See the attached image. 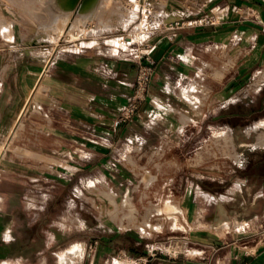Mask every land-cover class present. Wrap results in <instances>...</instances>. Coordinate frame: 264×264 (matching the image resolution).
<instances>
[{"label": "crops", "instance_id": "0c3cea01", "mask_svg": "<svg viewBox=\"0 0 264 264\" xmlns=\"http://www.w3.org/2000/svg\"><path fill=\"white\" fill-rule=\"evenodd\" d=\"M56 3L61 8L55 7ZM69 4L67 0L51 2L57 10L47 9L46 32L30 31L29 46L0 43V264H108L114 252H125L123 256L131 258L144 256L147 264H264V231L245 240L235 233L226 238L217 234L215 230L227 221L218 210L206 221L197 203L204 197L213 207L218 195L190 178L183 191L187 231L173 242L174 256L151 252L137 236L113 237L89 253L91 241L81 235L85 222L79 217L73 230L76 235H69L63 184L69 181L64 166L70 163L72 148L78 164H109L116 160L119 149L135 153L161 143L177 145L172 138L182 129L208 125L214 116L213 102L223 104L230 93L264 72V0L153 3L155 21L208 16L214 24L150 38L148 54L154 74L141 108L143 118L121 125L114 120L127 104L136 78L134 62L118 51L121 47L114 45L117 38L109 39L122 30L92 29L75 38L76 32L70 34L71 25H67L71 14L63 12ZM130 13L127 16L125 12V19L122 14L115 18L126 24V17L139 19ZM86 15L88 19L91 16L89 20L96 19L95 13ZM79 16L77 11L71 21H78ZM61 19L67 21L62 20L63 29L59 30L56 23ZM41 35L46 37L44 45L38 40ZM57 37L61 39L58 42ZM199 84L205 88L204 97L198 95ZM18 133L24 154L6 160L4 145H11L14 139L18 143ZM182 143L185 147L187 141ZM253 146L264 147L258 142ZM89 153L95 155L88 157ZM260 156L253 173L243 180L255 207L264 199V152ZM55 177L62 183L60 189L51 191L48 184L56 181ZM219 209L222 217L224 212L229 215L226 207Z\"/></svg>", "mask_w": 264, "mask_h": 264}, {"label": "rangeland", "instance_id": "374dc122", "mask_svg": "<svg viewBox=\"0 0 264 264\" xmlns=\"http://www.w3.org/2000/svg\"><path fill=\"white\" fill-rule=\"evenodd\" d=\"M52 1L0 0V43L29 46L30 31L39 29L40 34H45V14ZM73 11L70 12L71 17L77 12ZM125 12H128L127 16L134 12V18L139 19L126 17V24L119 17L115 18L117 14H122L125 19ZM142 12L137 0H104L96 19L81 20L83 16L79 13L80 16L76 17L78 21H71L70 17L67 25H71L70 34L76 32L75 38L88 34L92 29L122 30L111 34L109 39L117 38L114 45L124 48L125 38L140 25ZM59 39L57 37L55 41ZM38 40L44 45L45 35L39 36ZM118 51L125 55L122 50ZM261 76L264 77L263 71L243 88L230 93L223 104L213 102L214 116L212 120L208 119V125L194 124L188 130L182 129L172 138L177 145L161 143L157 148L137 153L122 148L117 150L116 160L112 163L86 166L77 163L72 157L76 150L70 149V163L64 166L67 174L64 177L69 181H63L70 237L76 235L73 230L78 226L79 217L85 222L81 235L91 241L87 249L89 253H94L105 240L117 236H137L155 252H176L172 244L183 236L188 226L187 204L183 199L188 178L196 185L199 183L201 187L217 193L213 207L205 203L204 197L199 198L197 203L206 221L216 210L221 219L227 221V225L215 230L217 234L226 238L228 233H235L239 240L252 239L261 234L264 231V199L258 207L251 206L252 198L246 193L243 182L253 173L255 163L262 159L260 155L264 152V147L253 146L264 138V78ZM197 92L199 96H205V88L200 84ZM200 102L198 99L197 104ZM222 106L223 111H218ZM231 131L229 136H223L224 132ZM25 135L28 137V134ZM22 140L26 139L23 137ZM16 141L18 143L14 139L11 145L5 143L2 153L6 160L24 154L19 149L20 133ZM183 141H187L185 147L182 146ZM94 155L89 153L87 156ZM55 180L48 184L51 191L60 189L61 179L55 177ZM238 185L241 190L236 189ZM169 206H173L171 210ZM219 206L226 207L229 215L224 212L222 217ZM206 209L212 211L206 213ZM247 234L250 236L245 237ZM124 247L121 248L124 250ZM124 254L114 252L108 264H126L122 258Z\"/></svg>", "mask_w": 264, "mask_h": 264}, {"label": "built area", "instance_id": "2783aa9c", "mask_svg": "<svg viewBox=\"0 0 264 264\" xmlns=\"http://www.w3.org/2000/svg\"><path fill=\"white\" fill-rule=\"evenodd\" d=\"M157 0H137L139 6L142 7V18L140 25L135 32L125 38L126 43L124 48H120L125 55L134 62L136 72L135 85L127 104L122 108L119 114L115 117V124H129L143 118L142 106L146 102L149 94L151 81L154 74L149 50L151 49L150 38L155 34L171 33L179 29L189 26H205L214 24L208 16L194 20H176L171 22H159L154 19V5ZM146 6H153L148 8ZM91 246L90 251H92ZM151 252H155L154 250ZM172 252L170 255H175ZM121 258V257H120ZM126 264H147L148 258L141 256L131 258L122 256Z\"/></svg>", "mask_w": 264, "mask_h": 264}, {"label": "bare ground", "instance_id": "6f19581e", "mask_svg": "<svg viewBox=\"0 0 264 264\" xmlns=\"http://www.w3.org/2000/svg\"><path fill=\"white\" fill-rule=\"evenodd\" d=\"M70 4L67 6V8H68V10H63V12L64 13H68V14H70L69 12H71V11H73V10H75V12H76V10L81 14V16H83L84 17V19H83V17H82V19L81 20H86L87 18H88V16L86 15V16H84V14H91L92 16H93V14L95 13V15H97L98 13H99V11L102 9V3H103V1L104 0H90L89 1V3L87 4V5H85V6H83L82 4H79V0H67ZM54 2H56V0H54ZM55 6L56 5H58V3H56V4H54ZM54 7V6H53ZM51 8H52V6H51ZM59 8H61V7H59ZM53 9H56L55 7L53 8ZM57 10V9H56ZM56 10H54L53 12H57ZM61 10V9H60ZM62 12V13H63ZM74 12V11H73ZM56 14V13H55ZM63 15V14H62ZM73 15V14H72ZM56 16H57V14H56ZM65 16H67V15H65ZM63 17V16H62ZM61 17V18H62ZM68 17V16H67ZM66 17V18H67ZM70 17H71V15H70ZM70 17H68L67 19H70ZM91 17V16H90ZM90 17H89V19H90ZM65 18V17H64ZM63 18V19H64ZM72 18V17H71ZM120 18V17H119ZM121 18H123V15L121 16ZM63 19H61V21H59L58 22V28H59V30L61 29V27H62V24H63V22H62V20ZM95 19V18H94ZM64 21V20H63ZM67 21V20H66ZM66 21H64V23L66 22ZM121 22V21H120ZM66 24V23H65ZM67 24H68V22H67ZM60 26V27H59ZM67 26V25H66ZM108 27H111L110 25H108ZM57 28V29H58ZM63 29V28H62ZM61 29V30H62ZM84 30V29H83ZM254 129V128H253ZM230 131V130H229ZM230 134H232V131L231 132H224L223 133V136H225V137H227V136H229ZM227 135V136H226ZM231 140V139H230ZM225 141H227V140H225ZM232 141V140H231ZM228 145V144H227ZM258 145H264V138H261V139H259V141H258ZM241 187L240 186H238L237 187V189H240ZM172 207L173 206H169V210H171L172 209ZM200 216V215H199Z\"/></svg>", "mask_w": 264, "mask_h": 264}, {"label": "water", "instance_id": "95a60500", "mask_svg": "<svg viewBox=\"0 0 264 264\" xmlns=\"http://www.w3.org/2000/svg\"><path fill=\"white\" fill-rule=\"evenodd\" d=\"M90 0H82V5L85 6Z\"/></svg>", "mask_w": 264, "mask_h": 264}]
</instances>
